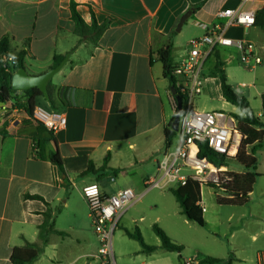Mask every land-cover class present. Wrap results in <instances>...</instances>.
<instances>
[{
	"label": "crops",
	"instance_id": "0c3cea01",
	"mask_svg": "<svg viewBox=\"0 0 264 264\" xmlns=\"http://www.w3.org/2000/svg\"><path fill=\"white\" fill-rule=\"evenodd\" d=\"M73 1L88 25L92 24L93 16L98 23L110 20L98 45L79 44V37L74 33L71 0H0V40L10 38L11 56L26 52L24 68L29 74H43L53 68L56 55L69 54L67 63L51 80L53 95L59 104L57 112L66 116L67 124L54 133L55 140L47 143L48 153L56 151L61 155L67 178L54 163L37 157L34 151L32 135L39 123L25 110L28 98L24 91L13 93L10 103L0 104V264H13L11 255L15 247L40 241L39 227L45 221L47 203L53 209L61 208L54 213V228L60 233L50 234L45 252L33 264H93L92 255L99 244L82 189L86 184L97 183L103 193L110 194L96 176L79 175L90 163L96 168L104 166L106 159L108 175L105 178L110 182L130 173L141 175L144 185L150 171L157 170V162L166 148L164 130L175 115V99L158 52L168 45L179 19L194 9L181 31L172 38L176 66L188 55L190 40L224 24L225 18L219 16L221 11L242 6L256 14L264 6V0ZM198 5L199 9H195ZM183 34H189L184 44L180 42ZM226 35L253 43L263 64L264 28L256 24L250 28L232 26ZM218 50L224 69L240 61L237 49L220 47ZM210 61L205 69L202 95L213 101L198 102L196 107L224 110L232 106L239 110L223 97L219 77L208 73V67L211 70L215 64L214 58ZM249 86L241 84L243 88ZM259 94L263 97L264 88ZM37 102L52 110L44 97ZM255 115L264 123L263 111ZM257 130L264 131V128ZM257 173L260 178L264 175ZM143 189L138 188V195L142 196L135 205L151 192ZM255 191L253 188L249 195L250 210L243 217L249 220L245 222L249 233L252 231L248 224L259 226L251 234L258 239V234L264 235V190L258 198ZM213 194L216 200L215 191ZM26 195L42 199L25 198ZM201 203L205 208V222L209 223L203 195ZM144 220L145 216L139 218V222ZM230 245L226 257L183 259L187 264H199L208 257L227 258L232 253L233 264L249 260L240 255L243 250L236 249L232 242ZM252 261L264 264V253H257Z\"/></svg>",
	"mask_w": 264,
	"mask_h": 264
},
{
	"label": "built area",
	"instance_id": "2783aa9c",
	"mask_svg": "<svg viewBox=\"0 0 264 264\" xmlns=\"http://www.w3.org/2000/svg\"><path fill=\"white\" fill-rule=\"evenodd\" d=\"M219 16L225 18L224 24L199 38L190 40L188 55L173 71L176 89L183 96V113L177 131L178 144L173 149L172 146H168L162 152L157 162L159 175L150 176L145 180L144 192L152 189H177L192 180L222 187L231 180L227 166H217L206 157H199L200 144H207L219 155L235 158L244 139L239 120L222 109L200 110L196 107L195 99L203 93L206 63L214 48L237 49L240 52V62L251 70L262 64V58L253 43L226 35V30L232 26L241 28L254 26L255 11L240 6L221 11ZM31 117L53 133L67 124L64 114L39 104L33 108ZM82 193L99 244L97 252L92 257L99 259L102 264H115L114 233L121 218L142 195L136 194L131 188H124L107 195L97 183L86 184ZM200 206L205 211L202 203Z\"/></svg>",
	"mask_w": 264,
	"mask_h": 264
},
{
	"label": "trees",
	"instance_id": "16d2710c",
	"mask_svg": "<svg viewBox=\"0 0 264 264\" xmlns=\"http://www.w3.org/2000/svg\"><path fill=\"white\" fill-rule=\"evenodd\" d=\"M200 5L195 6V9H199ZM72 19L75 22L74 33L79 37V44L89 42L93 45H98L100 38L107 30L110 24V20L103 23H98L95 16H93L92 24L88 25L77 11V4L71 0L70 4ZM257 26L264 28V6L256 12V23ZM177 32H173L169 37L168 45L158 52L159 59L164 66V75L168 79L170 87L176 88V78L173 71L177 68L172 58L173 42L172 38ZM10 43L9 37H4L0 40V104H8L13 99V93L17 91L12 89V76L13 74L25 66L24 58L25 51L18 52L14 55H10ZM219 48H214L206 63L211 58L215 59V64L210 70V74L219 77L221 81V89L223 97L229 103L235 105L244 116H238V119L243 122L240 125L241 132L244 135L243 142L241 144L238 155L235 158L226 157L219 155L215 151L211 150L207 144H200L199 157H206L209 161L217 166H229L235 165L243 169L244 172L234 173L230 172L228 175L231 177L225 185L217 187L212 185V188L216 193V201L220 206L228 207H242L248 205L249 195L253 191V188L260 178V174L256 172L258 166V160L256 158V152L262 147L264 131L257 130V128H264V123L255 115L250 102L246 97H243L235 92L233 87L228 81L226 71L224 69V61L219 53ZM65 56L54 57V66L59 65ZM48 92L50 95V106L52 110H58L59 104L57 103L53 89L51 87V81L48 83ZM28 98L27 106L25 110L31 114L33 108L38 105V99L44 97L42 92L37 89H31L24 91ZM178 93L181 97L182 94ZM263 100V115H264V95ZM177 111V104L175 101V112ZM164 130L165 134V145L170 146L173 138L177 135L172 129V122ZM34 143V151L37 153V157L50 160L60 170L61 174L67 178V173L64 168V163L61 155L54 152H47V143L55 140L54 133L45 128L42 124H37L36 132L32 135ZM107 159L104 166L96 168L93 163H90L88 169L81 173L80 177L96 176L98 180L108 175L107 173ZM114 174H117V170H114ZM202 185L199 181H189L187 185L177 189H171L174 197L181 207L182 214L190 222H193L201 227L206 226L204 219V211L200 204L202 201ZM25 198L31 199H42L40 196L26 195ZM48 209L44 213L45 221L39 227V242L30 243L26 242L22 247H15L11 255V262L13 264H33L38 260L45 252V248L48 244V238L52 233H60L54 228V218L57 211H60V207L53 209L49 203H47ZM154 232L159 237L161 245L158 248L165 249L167 251L181 253L183 246L178 245L172 241V239L162 230L158 225L153 226ZM125 234L136 241H138L145 250L151 252L155 251L157 247L149 246L145 243L144 237L141 230L136 227L134 230L124 228ZM181 263L187 264L181 257ZM234 256L231 253L227 258H213L208 257L199 262V264H233Z\"/></svg>",
	"mask_w": 264,
	"mask_h": 264
},
{
	"label": "rangeland",
	"instance_id": "374dc122",
	"mask_svg": "<svg viewBox=\"0 0 264 264\" xmlns=\"http://www.w3.org/2000/svg\"><path fill=\"white\" fill-rule=\"evenodd\" d=\"M185 31L184 34H186ZM181 37L182 44L189 36ZM192 34V33H190ZM180 50H183L181 48ZM213 64V60L210 61ZM229 74L231 84L243 95L248 97L250 105L255 114L263 111V101L259 92L264 88V61L262 65L255 69H248L240 61L230 63L225 67ZM208 73L210 68L208 67ZM242 83L251 84L249 87H241ZM203 94V93H202ZM196 97V103L208 104L213 101L206 95ZM199 100V101H198ZM226 113L232 114L236 120L238 116H244L235 110L232 106L224 109ZM243 124L239 120V125ZM178 144V136L176 135L170 146L172 149ZM264 144V143H263ZM258 158V171L264 173V146L256 152ZM229 172L240 173L243 169L235 165L227 166ZM159 173L153 168L150 171V176L156 177ZM141 175H126L115 178L112 182L108 178H102L99 183L103 189L109 194H113L118 189L133 188L138 194V188H145ZM255 197L258 198L264 190V175L257 179L254 186ZM144 190V189H143ZM215 190L212 185H202V195L205 205L208 207L205 216L209 219L206 226L201 227L193 222H190L180 212L181 207L178 205L171 189H152L151 192L145 195L143 202H139L131 208L120 220L113 237V252L115 264H181V257L185 258H202L208 255L215 257H226L228 255L229 245L232 242L233 246L238 250H243L241 256L249 258L242 264H256L252 261L257 253H264V235L258 234V239H254L251 234L259 229L255 223H250L247 227L252 231L246 230L245 222L248 218H244L246 212L250 210L249 203L240 207L219 206L213 194ZM255 210V206L252 207ZM145 216V220L139 222V218ZM158 225L172 241L183 246L181 253L167 251L158 248L161 245L159 237L154 232L153 226ZM138 226L144 237L145 243L157 249L150 253L136 240L129 238L124 228L134 230ZM246 230V231H244ZM234 233V238H231ZM231 246V245H230ZM93 264H102L99 259H94ZM184 264V263H182Z\"/></svg>",
	"mask_w": 264,
	"mask_h": 264
},
{
	"label": "water",
	"instance_id": "95a60500",
	"mask_svg": "<svg viewBox=\"0 0 264 264\" xmlns=\"http://www.w3.org/2000/svg\"><path fill=\"white\" fill-rule=\"evenodd\" d=\"M193 11L194 9H190L181 16L176 27V32L181 31L183 25L190 18ZM68 59L69 54L65 56L59 65L40 75L29 74L24 67L20 68L12 76V89L15 91H28L37 88L42 92L44 98L49 101L50 95L48 92V83L52 80L55 74L64 67ZM171 92L177 104V111L175 112L174 120L172 122V129L177 132L179 130L180 119L183 113V100L175 87H171Z\"/></svg>",
	"mask_w": 264,
	"mask_h": 264
}]
</instances>
